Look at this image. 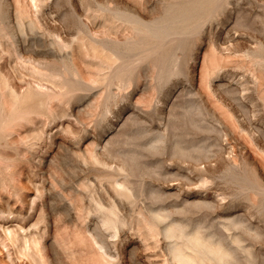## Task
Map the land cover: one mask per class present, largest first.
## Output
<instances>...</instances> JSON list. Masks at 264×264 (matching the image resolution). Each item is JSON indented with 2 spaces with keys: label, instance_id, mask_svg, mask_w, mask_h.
<instances>
[{
  "label": "rangeland",
  "instance_id": "1",
  "mask_svg": "<svg viewBox=\"0 0 264 264\" xmlns=\"http://www.w3.org/2000/svg\"><path fill=\"white\" fill-rule=\"evenodd\" d=\"M182 1L0 0V264H264V0L138 31Z\"/></svg>",
  "mask_w": 264,
  "mask_h": 264
},
{
  "label": "bare ground",
  "instance_id": "2",
  "mask_svg": "<svg viewBox=\"0 0 264 264\" xmlns=\"http://www.w3.org/2000/svg\"><path fill=\"white\" fill-rule=\"evenodd\" d=\"M213 3L215 4L214 0H198L197 2L196 0H185L184 2L182 1L181 4L176 2L172 7L170 6L168 16L161 24L158 23V25L148 26L149 24H145L138 19L134 20V24L137 26L138 31L146 37H153L155 39L166 38L167 36L175 34L176 30L186 29L192 25L194 27L196 23L203 22L204 17L201 20V16H204V12L201 15L199 13H201L202 10H207ZM206 18L208 19L209 17ZM206 18L205 20H207ZM157 218L161 221L165 219L163 214H157ZM229 226H236V224L232 222L229 223ZM228 229H230V227H228ZM6 231L9 234V238L14 233L11 227H7ZM10 234L12 235L10 236ZM165 234L167 238L173 241V253H176L175 255L178 256L180 261L184 264H235L236 257L234 248L225 246L223 240L216 239L215 236L208 237L204 235L201 227L194 232H190L185 226H182V224H173L165 229ZM237 242L238 240L234 238L233 244L235 245ZM240 245L239 243L238 246Z\"/></svg>",
  "mask_w": 264,
  "mask_h": 264
}]
</instances>
